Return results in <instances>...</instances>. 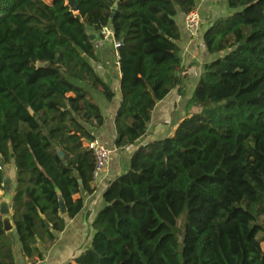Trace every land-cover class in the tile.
Here are the masks:
<instances>
[{"label": "trees", "instance_id": "trees-1", "mask_svg": "<svg viewBox=\"0 0 264 264\" xmlns=\"http://www.w3.org/2000/svg\"><path fill=\"white\" fill-rule=\"evenodd\" d=\"M75 3L77 12L68 0H0V188L15 168V233L0 216V264H17V244L29 263L44 260L40 247L84 208L74 197L94 193L88 144L105 119L90 90L115 94L90 64L92 36L109 28L121 44L118 149L147 136L156 105L176 89L184 96L199 66L183 67L178 46L177 18L196 0ZM227 7L208 29L201 21L214 59L202 65L187 117L174 136L138 146L103 194L87 250L66 264H264V0Z\"/></svg>", "mask_w": 264, "mask_h": 264}, {"label": "crops", "instance_id": "crops-1", "mask_svg": "<svg viewBox=\"0 0 264 264\" xmlns=\"http://www.w3.org/2000/svg\"><path fill=\"white\" fill-rule=\"evenodd\" d=\"M196 1V9L201 17L202 28L204 30L208 29L211 23L219 17L229 14L227 0ZM177 24L180 31L178 46L181 51V58L184 59L182 66H187L192 62H195L199 66L189 71V80L187 82L185 95L181 96L176 89L163 101L159 102L152 113L147 136L140 141L137 146L124 149H118L115 146V141L117 139L115 118L122 101L120 84L122 75L118 64V58L113 48L112 40L106 41L104 38L92 36L94 37L93 40H95L98 60L97 62L90 61V64L94 68L96 74L115 94V98L112 101H108L100 92L90 90L94 101L98 104L101 114L105 119L104 126L100 129L93 130L92 134L95 136L96 140L111 150L110 161L103 179L97 185H93L94 193L88 195L86 192H82L80 195L74 197V199L80 197L83 199V210L74 219L65 218V231L56 235L57 240L55 244L48 246V248L45 246L40 247V250L44 253V260L38 261L35 264H66L85 252L94 236V231L91 228L92 223L104 206L103 194L111 183L127 174L130 160L137 151L138 146L148 145L149 143L174 136L179 123L187 117L186 108L192 97L191 95H193L191 94L188 96L189 90L192 89V93L194 92L202 74L203 63L211 62L214 57L207 56L202 39V28L201 34L199 33L194 36L191 35L186 27L185 16H179L177 18ZM202 58L205 60L203 63L201 62ZM187 59L193 60L186 61ZM184 61H186V64H184ZM78 85L89 89L85 84L78 83ZM12 181H14V179H12ZM13 191L14 185H12L11 190L12 197ZM262 249L264 250V243L262 244ZM16 263L33 264L29 263L27 258H24L20 251L19 244H17L16 247Z\"/></svg>", "mask_w": 264, "mask_h": 264}, {"label": "built area", "instance_id": "built-area-1", "mask_svg": "<svg viewBox=\"0 0 264 264\" xmlns=\"http://www.w3.org/2000/svg\"><path fill=\"white\" fill-rule=\"evenodd\" d=\"M186 27L191 35L196 36L200 32L201 17L197 9H194L190 14L186 16ZM104 40H112L113 48L118 56V49L120 43L114 40V35L109 28L103 30ZM119 64V63H118ZM88 148L92 151L95 158V170L93 173V185H97L105 176L109 165L111 150L101 144L98 140L88 144Z\"/></svg>", "mask_w": 264, "mask_h": 264}, {"label": "water", "instance_id": "water-1", "mask_svg": "<svg viewBox=\"0 0 264 264\" xmlns=\"http://www.w3.org/2000/svg\"><path fill=\"white\" fill-rule=\"evenodd\" d=\"M68 3L74 12L78 11V6L76 5L75 0H68ZM93 38L94 37H92V39ZM60 155L62 156L61 153ZM4 167H5V164L0 162V168L3 169ZM12 184H13L12 179L6 175L4 178L3 186H2L4 190L0 188V216L2 217L4 231L7 234H9L10 237H14V231H15V226L12 222V215H13L12 194H11ZM58 198H59V204H60V215L65 216L67 214V208L65 205V201L63 199V196L60 193L58 194ZM44 221H45L46 226L50 227L49 223L46 220Z\"/></svg>", "mask_w": 264, "mask_h": 264}, {"label": "rangeland", "instance_id": "rangeland-1", "mask_svg": "<svg viewBox=\"0 0 264 264\" xmlns=\"http://www.w3.org/2000/svg\"><path fill=\"white\" fill-rule=\"evenodd\" d=\"M48 1H51V0H48ZM200 36V35H199ZM182 59V58H181ZM183 60L184 59H182V63H183ZM193 59H187L186 61H192ZM207 60V59H206ZM186 61H184V64H186ZM203 61H205V60H203V58H202V60H201V62L203 63ZM189 90V89H188ZM194 93V92H193ZM192 93V89H190L189 90V93H188V96H190L191 94H193ZM192 96V95H191ZM5 174L7 175V176H9L11 179H14L15 178V168H14V165H13V163H11L10 165H8L7 166V168L5 169ZM3 190H4V188H3Z\"/></svg>", "mask_w": 264, "mask_h": 264}]
</instances>
